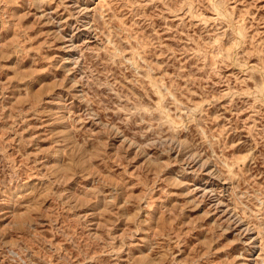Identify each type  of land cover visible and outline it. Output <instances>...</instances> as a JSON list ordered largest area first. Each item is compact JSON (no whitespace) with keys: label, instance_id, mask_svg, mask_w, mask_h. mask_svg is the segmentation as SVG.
Returning <instances> with one entry per match:
<instances>
[{"label":"rangeland","instance_id":"obj_1","mask_svg":"<svg viewBox=\"0 0 264 264\" xmlns=\"http://www.w3.org/2000/svg\"><path fill=\"white\" fill-rule=\"evenodd\" d=\"M0 264H264V0H0Z\"/></svg>","mask_w":264,"mask_h":264}]
</instances>
